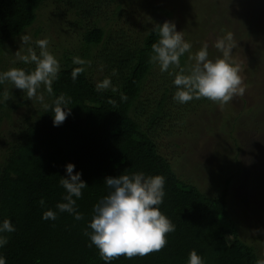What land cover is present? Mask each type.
<instances>
[{
  "label": "trees",
  "instance_id": "obj_1",
  "mask_svg": "<svg viewBox=\"0 0 264 264\" xmlns=\"http://www.w3.org/2000/svg\"><path fill=\"white\" fill-rule=\"evenodd\" d=\"M48 1L0 0V71L6 46L36 24L43 29L45 24L38 21V16ZM54 2L55 16L59 14L70 25L76 23L82 29L81 48L75 51L86 63L74 65L72 58L78 55L67 47L60 56L55 47L48 48L60 64L58 79L52 85L55 95L49 96L43 86L40 93L45 101L29 107L32 112L24 116L23 122L13 124L18 129L15 138L3 142L0 221L8 218L16 228L6 234L8 243L0 248L6 264H104L98 249L94 245L89 247L84 232L90 231L87 225L94 205L108 194L105 179L123 172L159 174L165 178V196L159 207L175 225V231L166 234L167 244L160 251L131 259L120 256L111 264H187L193 249L202 256L204 264H257L260 257L256 246L240 237L232 216L230 183L234 174H229L223 187L217 184L206 189L189 176H181V170L159 148L161 135L173 138L177 126L187 125L196 103L210 100L201 98L178 104L172 99L176 91L174 77L161 73L159 65L150 60L151 46L159 39L156 25L136 18L134 24L119 26L135 8L142 7L144 13L151 15L160 10L170 17L179 6L188 10V5L184 7L186 2ZM135 31L136 36L131 35ZM189 63L186 53L181 57V66L187 68ZM75 67H83L84 71L73 81L71 72ZM18 68L30 71L35 65L22 62ZM93 68L102 71L98 80L93 76ZM106 77L111 78L115 92L95 90L96 83ZM5 85L6 81L0 85V107L10 103L11 93L21 97L18 90L12 88L9 92ZM60 94L70 98L71 113L60 126H53L51 105ZM121 94L127 99L121 100ZM6 95L8 99L3 101ZM247 123L244 120L241 126L246 128ZM252 125L258 127L255 121ZM195 160L199 163L198 167L193 165V170L199 168L200 162L203 171L209 169L202 158ZM69 162L75 164L74 172H80L81 179L88 184L76 200L83 219L77 221L71 214L57 212L55 220H44V211L56 210V204L63 202L66 192L59 181L67 175ZM41 199L45 201L43 206Z\"/></svg>",
  "mask_w": 264,
  "mask_h": 264
},
{
  "label": "rangeland",
  "instance_id": "obj_2",
  "mask_svg": "<svg viewBox=\"0 0 264 264\" xmlns=\"http://www.w3.org/2000/svg\"><path fill=\"white\" fill-rule=\"evenodd\" d=\"M185 2L184 7L188 5L189 9L179 6L170 17L160 10L151 15L144 13L142 7L135 8L119 26L134 24L136 18L151 25L163 20L174 22L177 31H182L184 39L192 44L193 53L207 43L209 59L213 60L221 55L213 47L214 41L231 33L235 47L230 58L240 68L244 95L235 96L225 104L196 103L187 125L180 128L176 123L177 135L171 139L161 135L159 148L181 170V176H189L206 189L217 184L223 187L229 174H234L230 183L232 216L237 221L240 237L254 244L260 260H264V0H180V5ZM56 5L54 0H49L40 10L38 21L45 24L43 29L36 24L4 48L2 71L19 67L22 62L17 59V51L24 55L32 46L38 53L37 39L47 38L49 49L55 47L58 56L66 47L79 56L75 50L81 48L82 29L76 23L70 25L59 14L55 16ZM136 32L131 35L136 36ZM23 35L31 37L30 45H22ZM93 76L98 80L102 71L93 68ZM5 86L8 91L18 90L21 97L11 93L10 103L0 107V155L4 152L3 142L13 140L18 132L13 124L23 122L24 116L32 112L31 106L42 105L41 100L28 99L10 82L6 81ZM40 89L38 96L42 95ZM244 120L248 122L246 128L241 126ZM254 121L258 127H253ZM197 157L207 162L208 170L203 171L202 162L193 170V165L199 163L195 160Z\"/></svg>",
  "mask_w": 264,
  "mask_h": 264
},
{
  "label": "clouds",
  "instance_id": "obj_3",
  "mask_svg": "<svg viewBox=\"0 0 264 264\" xmlns=\"http://www.w3.org/2000/svg\"><path fill=\"white\" fill-rule=\"evenodd\" d=\"M155 30L159 39L151 46L150 60L159 65L161 73L167 72L173 76L172 84L176 91L172 99L178 104H186L193 100L207 98L219 104H225L235 96H243L240 68L233 61L231 53L235 44L231 33L214 41L213 47L221 55L215 60L209 59L208 44L204 43L196 52H192V44L186 41L182 31H177L176 24L164 21L157 24ZM22 45H30L31 37L23 35ZM35 51L32 46L27 48V54L16 52L17 59L24 64H34L35 68L26 71L24 68L13 67L0 71V85L10 82L26 94L28 99L43 101L37 92L41 86L49 96H54L53 82L58 79L60 64L50 53L47 38L37 39ZM187 53L188 67L181 66V57ZM74 65H85L86 61L79 56L72 58ZM178 69L171 71L170 69ZM83 67H75L71 78L75 81L83 72ZM116 75L115 70L112 73ZM117 89L112 85L110 77L104 78L95 85L97 92ZM7 99V97H5ZM121 100L127 97L121 94ZM70 98L64 94L56 96L51 105L53 126H60L71 113L68 107ZM45 107H49L45 105ZM75 164L66 165V176H61L60 185L66 192L63 202L56 204V210L48 209L43 212L42 219L55 220L57 212H66L79 221L82 213L77 210L76 200L82 196V190L88 184L81 179L80 172H74ZM109 189L108 194L93 207L91 221L87 225L84 235L89 238V247L98 249L99 257L104 264H111L113 259L124 256L131 259L134 256H145L151 252H158L166 246V234L175 231V225L162 213L160 205L165 196V178L162 175H145L143 172L109 176L104 182ZM41 206L45 201L41 199ZM16 228L8 218L0 221V248L8 243L6 234L15 232ZM0 264H6V258L0 255ZM187 264H204V260L193 249L188 254ZM257 264H264L260 260Z\"/></svg>",
  "mask_w": 264,
  "mask_h": 264
}]
</instances>
